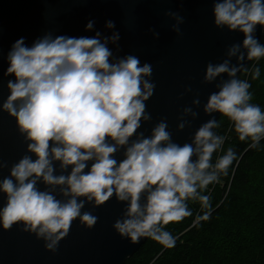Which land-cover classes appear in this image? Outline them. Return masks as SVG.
I'll use <instances>...</instances> for the list:
<instances>
[{
  "label": "clouds",
  "instance_id": "clouds-1",
  "mask_svg": "<svg viewBox=\"0 0 264 264\" xmlns=\"http://www.w3.org/2000/svg\"><path fill=\"white\" fill-rule=\"evenodd\" d=\"M165 15L175 21L171 29L179 36L183 16L173 11ZM212 16L214 27L239 32L243 38L227 47L222 62L206 64L202 82L221 80L218 91L207 96L203 112L226 117L229 131L247 142L248 149H258L264 140V110L252 103V85L238 73L251 80L260 78L264 44L253 33L258 25L264 30V0H213ZM95 23L89 19L84 25L85 32L94 33L91 36L45 33L30 46L21 36L6 54L3 75L11 78L0 112L14 118L28 142L26 151L36 158L23 156L0 180V193L6 196L0 207V228L17 225L55 252L73 221L87 229L96 225V215L81 211L86 203L97 208L115 197L124 204L112 224L121 238L131 244L152 239L163 249L174 248L179 237L167 226L189 217L193 218L190 227L208 221L213 210L209 186L221 184V177L229 175L239 157L232 147L225 150L226 137L214 131L220 127L216 119L201 124L183 145L173 142L166 118L155 123L149 136L137 133L142 122L152 120L146 111L156 87L152 65L133 54L115 57L108 47L109 43L120 47L115 21L104 22V28L112 30L106 36L95 30ZM149 31L159 38L158 32ZM233 56L237 63L230 65ZM245 61L254 65L251 72ZM200 105L197 95L191 106L182 109L177 131L187 123L182 117L189 113L196 117L192 106ZM121 148L123 159L117 162L114 154ZM53 161H59L62 169L71 166L70 173L54 176ZM7 167L6 161L0 162V168ZM41 180L62 186L60 193L67 199L38 190ZM190 204L199 205L195 215Z\"/></svg>",
  "mask_w": 264,
  "mask_h": 264
},
{
  "label": "water",
  "instance_id": "water-1",
  "mask_svg": "<svg viewBox=\"0 0 264 264\" xmlns=\"http://www.w3.org/2000/svg\"><path fill=\"white\" fill-rule=\"evenodd\" d=\"M213 0H0V103L8 94L5 85L7 79L3 72L7 67L6 54L11 44L23 36L26 44L45 33L55 36H91L85 32L84 25L89 19L95 20V30L102 36L111 35L104 28L106 20H114L116 30L120 32L119 49L111 43L108 47L113 55L122 58L126 54L138 56L141 63L152 65V81L156 84L154 95L146 102V111L152 120L142 122L137 133L144 136L151 134V129L161 118H166L172 140L183 145L191 141L195 130L209 119L219 120L220 114L211 116L203 112L209 93L218 91L217 78L211 84L202 82L207 63H220L227 47L239 44L242 34L220 30L213 25ZM178 12L184 18L180 25L181 34L172 31L173 19L165 13ZM159 33L154 39L149 29ZM253 35L262 43L264 30L257 26ZM241 51H245L241 49ZM237 58H230V65H235ZM246 66L251 62L245 61ZM240 74L238 73V76ZM223 78H227L224 74ZM185 88H191L185 92ZM198 95L200 106H192L197 113L182 117L186 121L183 131H177V119L185 106ZM131 139H135V136ZM16 126L14 118L0 112V162L6 161L7 168H0V180L9 174L11 165L27 155L36 158L26 151V144ZM51 146V142H50ZM114 158L123 159V148L118 149ZM195 159V157H193ZM91 163V162H89ZM53 175L67 176L71 166L61 168L59 161H53ZM87 171V169H85ZM40 191L50 190L57 199L67 198L60 193L62 186L45 185L38 181ZM83 199V197L79 198ZM6 202L4 193H0V207ZM124 204L111 198L103 206L93 208L86 203L81 210L90 211L98 217L96 225L87 229L73 221L68 235L59 242L55 252L46 250L43 239L21 230L13 225L10 230L0 228V264H125L147 241L142 239L138 244H131L121 238L112 228L114 221L122 214Z\"/></svg>",
  "mask_w": 264,
  "mask_h": 264
},
{
  "label": "trees",
  "instance_id": "trees-1",
  "mask_svg": "<svg viewBox=\"0 0 264 264\" xmlns=\"http://www.w3.org/2000/svg\"><path fill=\"white\" fill-rule=\"evenodd\" d=\"M253 66H248L249 72ZM259 67L258 80L239 77L249 80L252 103L264 110V59ZM218 121L220 127L214 131L226 137L225 150L232 147L239 161L234 169L230 166L227 177H221V184L209 186L213 205L209 220L199 227H190L192 217L169 224L167 230L179 237L174 248L163 249L148 239L125 264H264V140L258 149H248L247 142L229 131L226 117ZM190 207L195 215L199 205Z\"/></svg>",
  "mask_w": 264,
  "mask_h": 264
},
{
  "label": "bare ground",
  "instance_id": "bare-ground-1",
  "mask_svg": "<svg viewBox=\"0 0 264 264\" xmlns=\"http://www.w3.org/2000/svg\"><path fill=\"white\" fill-rule=\"evenodd\" d=\"M250 65H251V64H250ZM250 65H249V66H250Z\"/></svg>",
  "mask_w": 264,
  "mask_h": 264
}]
</instances>
